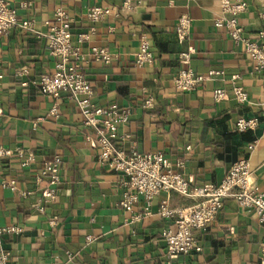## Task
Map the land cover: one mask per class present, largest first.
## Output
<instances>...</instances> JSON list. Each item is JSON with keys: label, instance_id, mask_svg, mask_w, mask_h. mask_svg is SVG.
Masks as SVG:
<instances>
[{"label": "crops", "instance_id": "obj_1", "mask_svg": "<svg viewBox=\"0 0 264 264\" xmlns=\"http://www.w3.org/2000/svg\"><path fill=\"white\" fill-rule=\"evenodd\" d=\"M5 2L39 32H47L56 8L68 12L71 41L85 59L81 71L92 88L91 102L99 108L131 110L129 120L118 126V134L128 136L117 142L119 148L160 151L171 160L172 170L193 186L217 184L232 164L247 158L254 183L264 191V71L242 44L214 27L213 19L221 14L219 0H132V10L122 9L123 0ZM245 2L248 8L239 22L253 40L264 24L259 18L264 0ZM92 6L118 15L92 23L86 17ZM184 13L190 16L191 32L181 41L175 23ZM91 29L89 38L79 39ZM142 38L150 44L153 62L136 67ZM101 46L110 53L107 64L89 59L91 48ZM189 50L188 62L178 58ZM56 60L44 37L17 27L0 36V145L12 152L0 160V227L20 229L0 235L6 264H166L162 232L174 227L157 209L162 201L172 210L198 199L161 191L151 200L150 213L137 220L132 216L143 212L142 196L131 214L120 208L119 174L99 160V146L88 139L91 131L74 102L63 94L43 95L32 84L39 75H50ZM187 67L196 74H213L197 88L176 89L172 77ZM21 70L25 72L19 74ZM233 77L247 93L246 102L235 100ZM217 88L227 91L226 99H212ZM147 98L152 99L149 108L143 106ZM52 106L56 115L49 113ZM238 119H254L255 126L237 129ZM18 151L33 161L23 165ZM56 155L62 165L56 197L49 201L43 193L47 180L40 172ZM8 179L15 181V192L1 186ZM219 209L206 230H194L202 250L175 254L170 264L259 263L264 222L232 198L223 199Z\"/></svg>", "mask_w": 264, "mask_h": 264}, {"label": "built area", "instance_id": "obj_2", "mask_svg": "<svg viewBox=\"0 0 264 264\" xmlns=\"http://www.w3.org/2000/svg\"><path fill=\"white\" fill-rule=\"evenodd\" d=\"M23 7L26 4H22ZM221 14L214 18L212 23L215 28L224 29L233 42L243 45L244 53L261 71H264V24L257 30L256 37L252 40L243 34V27L239 22V15L248 8L245 0H219ZM122 9L132 10V0H123ZM52 22L47 32H39L33 28V22L26 18H19L11 10L5 0H0V36L5 34L12 27H17L25 32L35 34L38 37L47 39L49 53L55 56L57 63L54 71L50 74L39 75L32 83L38 91L47 96L59 97L60 94L74 102L78 111L83 116V125L90 129L88 139H93L100 149L99 160L105 161L113 170L119 174L121 199L119 207L127 213H132V208L138 203L139 197L144 199L142 213L132 216L137 220L142 215H148V207L155 195L161 191L176 192L186 198L198 199L197 203L186 208L169 209L166 201L160 203L157 211L161 217L171 219L173 229L167 228L162 232V238L166 244V264L175 254H188L191 251L200 252L202 247L198 243L196 231L206 230L214 220L223 199L232 198L239 207L253 210L259 222H264V191L254 183L249 161L247 158L240 159L231 165L228 172L217 184H206V186H193L189 179L182 173L173 171L171 160L160 151L140 152L131 147L128 152L119 148L117 142L126 139L127 135L118 134L119 124L126 123L130 118L131 110L128 107L99 108L91 102L92 88L81 71L85 59L78 46L71 41L72 18L62 8H56ZM118 15V11L102 6H92L86 13V17L92 23L99 22L110 14ZM264 23V12L259 14ZM175 32L179 40L183 41L190 35L191 19L187 13L180 15L175 23ZM83 33L80 40L89 38L93 34ZM140 46L135 53L134 66L144 67L151 65L153 54L150 44L146 38L140 40ZM191 51L181 52L178 55L184 62H188ZM89 59L95 62L109 63L110 53L105 47H92ZM25 70L18 72L24 73ZM213 74L208 71L206 74H196L190 68L179 70L172 77L173 86L179 90L197 88L206 78ZM232 93L239 103L246 102L247 93L239 85H235L236 77L232 78ZM227 91L223 88L213 90L212 99L215 102L226 99ZM143 106H152V99L147 98ZM49 113L56 115V108L52 106ZM254 119H238L235 123L237 129H247L255 126ZM11 150L0 145V160L9 157ZM22 157V164L28 165L33 157L28 155ZM62 162L56 155L50 161L45 162L40 172L41 178H46L47 187L44 189V197L47 200H54L56 197V185L59 181V171ZM177 165L182 167V162L177 160ZM1 186L12 192L16 191L15 181L12 179L2 180ZM20 229L15 226L0 227V235L4 233H18ZM259 251V263L264 264V239H262ZM68 259H72L71 253H67ZM8 253L0 251V264H6Z\"/></svg>", "mask_w": 264, "mask_h": 264}, {"label": "trees", "instance_id": "obj_3", "mask_svg": "<svg viewBox=\"0 0 264 264\" xmlns=\"http://www.w3.org/2000/svg\"><path fill=\"white\" fill-rule=\"evenodd\" d=\"M251 139L250 140H253V138L252 137H250Z\"/></svg>", "mask_w": 264, "mask_h": 264}]
</instances>
